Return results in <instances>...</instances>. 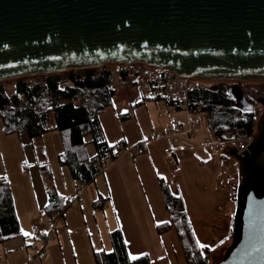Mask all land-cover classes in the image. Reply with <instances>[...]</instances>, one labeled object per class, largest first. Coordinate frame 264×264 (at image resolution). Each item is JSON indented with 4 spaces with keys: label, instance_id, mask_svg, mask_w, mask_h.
<instances>
[{
    "label": "water",
    "instance_id": "water-1",
    "mask_svg": "<svg viewBox=\"0 0 264 264\" xmlns=\"http://www.w3.org/2000/svg\"><path fill=\"white\" fill-rule=\"evenodd\" d=\"M115 64L264 84V0H0V82ZM227 92L248 104L238 85ZM250 137L228 148L240 181L231 241L213 264H264L262 106Z\"/></svg>",
    "mask_w": 264,
    "mask_h": 264
},
{
    "label": "crops",
    "instance_id": "crops-1",
    "mask_svg": "<svg viewBox=\"0 0 264 264\" xmlns=\"http://www.w3.org/2000/svg\"><path fill=\"white\" fill-rule=\"evenodd\" d=\"M112 71L118 83L113 79L115 94L112 103L99 119L106 140L113 145L123 141L129 149L127 154L113 157L112 162L107 164L104 171L82 192L79 186L83 185L75 182L68 168L58 162L60 140L58 144L52 140L57 151V169L66 187L65 198L73 195L70 191L74 187L76 191L80 190L79 197L84 198L86 211L89 203L99 197L107 200L109 213L106 211L107 215L100 224L95 217L89 220L85 210H81V215L73 212H66L65 215L63 212L66 217L62 223L59 222L56 241L54 239L55 242L53 241L46 250L43 259L33 257L28 247L35 238L32 226L42 229L49 227L48 215L45 212L48 197L42 175L37 170V207L27 215L30 225L24 223L26 230L23 232L19 221L18 233L0 243V264H85L84 255H94L100 248L103 249L101 251H111L110 232L117 229L123 235L129 256L147 253L153 260L158 259L152 264H187L175 229L171 227L161 234L156 230L158 224L170 222L158 177L165 178L170 189L182 198L195 237L200 244L207 243L211 246L225 236L228 216L231 213L227 207L233 195L222 189V183L226 185L225 182L229 181L226 174H221L222 166L218 162L206 164L205 159L196 153L185 154L181 150L183 145H173L174 142L169 143L166 139H154L152 136L156 130L171 123L170 114L173 116L172 121H178L174 120V114L180 110L170 107L166 100L148 97L141 88L144 83L141 76L127 72L123 80L121 72L125 71L124 69L119 67ZM161 103H164L165 107ZM187 117L185 125L180 122L183 134L189 123L193 125L191 114H187ZM54 131L47 132L51 138H55V135H52ZM25 135H22L24 139ZM175 141L181 143L179 138ZM91 145V152L90 145L86 146L89 156L96 153L92 142ZM136 146H139L140 154H136ZM202 146L204 147V144ZM167 147L170 148L168 154L163 151ZM168 155L173 157L175 163H170ZM223 176L226 179H222ZM97 182L102 183V189L98 187ZM72 204L74 202L70 205ZM82 204L83 202L80 205ZM39 210L43 212L42 216ZM34 215L38 218L33 224ZM79 217L81 219L77 220ZM218 224H222L219 229ZM86 228L94 229L99 236L101 245L96 249L90 233L88 238H74L76 233L85 232Z\"/></svg>",
    "mask_w": 264,
    "mask_h": 264
},
{
    "label": "trees",
    "instance_id": "trees-1",
    "mask_svg": "<svg viewBox=\"0 0 264 264\" xmlns=\"http://www.w3.org/2000/svg\"><path fill=\"white\" fill-rule=\"evenodd\" d=\"M126 74L127 71L121 72L123 80ZM113 79V71L107 65H102L44 74L32 80L29 77L16 78L12 81L10 91L5 82H0V118L4 131L25 133L30 140L50 130L58 131L62 141L59 164L68 168L75 182L83 186L91 184L104 171L105 160L111 156L114 147L106 140L99 119L112 103L115 94ZM189 97L201 103L207 128L218 141H227L231 135L244 136L254 129V110L238 103L223 85H202L191 91ZM245 98L251 101V98ZM89 142L96 149L93 156H89L86 151ZM41 170L46 180L50 181L49 169L42 166ZM158 182L170 222L158 224L157 232L161 234L171 227L175 229L187 264L215 263L212 252L216 247H202L196 239L182 198L170 189L165 178L158 177ZM46 193V214L51 216L59 210L64 212V198L52 186H47ZM18 231L19 223L10 187L2 179L0 243ZM110 242L111 251L94 253L95 264H152L147 254L135 259L129 257L120 230L110 232Z\"/></svg>",
    "mask_w": 264,
    "mask_h": 264
},
{
    "label": "rangeland",
    "instance_id": "rangeland-1",
    "mask_svg": "<svg viewBox=\"0 0 264 264\" xmlns=\"http://www.w3.org/2000/svg\"><path fill=\"white\" fill-rule=\"evenodd\" d=\"M110 68L113 69H119L118 66L115 65H109ZM41 75H34V76H25L29 77V80L35 79L37 77H40ZM36 76V77H35ZM21 78V77H20ZM16 79V78H15ZM115 81L117 82V77H114ZM13 79L2 81L6 83L8 91L11 90V84ZM118 83V82H117ZM209 83V82H208ZM215 85L220 84L223 85L226 90L232 85H238L244 96L247 98H251L252 103L254 104V117L255 122L258 114L259 108L262 106L264 109V84L253 82V81H210V84L208 85ZM260 101H263L262 103ZM163 107H165L164 103H161ZM169 106H167L168 108ZM177 113L174 114V120H178L183 125L186 124L188 117L187 113L183 111H175ZM166 115V114H165ZM170 122L173 120L172 114H170ZM167 116V115H166ZM191 121L193 123V129L195 131L194 135L188 136L185 133H181L178 135V138L181 140V143L174 141L173 145H183L181 147V150L185 154H199V156L203 159H205V163L212 165L214 162H218L222 168L223 171L221 174H226L229 178V181L225 182V184L222 183V189L226 191L227 194H232L233 197H231L232 201L229 203L227 209L230 210V214L228 216L227 226H226V234L225 236L220 239L218 242L219 244L214 243L213 247H216L215 250L212 252V259L213 261H217L222 255L225 250V248L229 245L231 241V233H232V227H233V215L235 210V198H236V191L237 187L240 181V176L238 173V163L234 157L228 154V148L231 147L229 143H225L226 141H218L213 134L208 130L207 128V119L205 117L204 112L197 111L193 112L191 114ZM256 124V123H255ZM255 129V125H254ZM254 129L250 132L253 133ZM185 130V129H184ZM47 133V132H46ZM44 133L42 136L34 138L30 140L25 133H6L4 131L3 122L0 118V181L6 180L11 191L12 199H13V205L15 209V213L18 219V223L20 221L23 232H25V225L26 223L30 222L27 219V215L33 211L37 207V200H36V193L37 188L35 185L36 177L35 173L42 175V180L44 183L45 189L47 186H52L54 190L57 192V194L60 197H63L66 201V187L63 185L61 180V173L58 168L57 164V151L54 147L53 141L59 142L61 145L62 150V141L61 137L58 131H54L52 135H55V138H51L49 133ZM248 133V134H250ZM25 135V139L24 136ZM53 140V141H52ZM184 142V143H182ZM204 144V147L202 146ZM90 152L93 151V147L91 145V142L88 143ZM212 156H210V155ZM168 160L170 163L174 160L171 155H168ZM174 162V161H173ZM175 163V162H174ZM46 166L49 169L50 172V181L46 180L45 175L42 174L41 167ZM105 168L108 166L104 164ZM67 169V168H64ZM38 170V172H37ZM67 172V171H66ZM222 179H226L225 176L222 177ZM101 181V180H99ZM224 181V180H222ZM94 185V184H93ZM97 185L100 189L103 188V185L101 182H97ZM85 186H79L81 191L83 192L86 187ZM95 187V185H94ZM96 188V187H95ZM36 191V192H35ZM73 195L76 194V190L73 189L70 191ZM82 206L79 205L77 202H74V204L70 205L66 203V208L64 211V214L67 212H73L76 214L81 215V210H85L86 203L84 198L82 197ZM107 200L99 199V197H96L94 201H91L87 207L86 214L88 216L89 220H93L94 217L97 218V220L100 222V224L103 222V218L105 219L107 212L109 213V209L107 206ZM231 205V207H230ZM40 215L42 216L43 212L39 210ZM112 212L110 213V215ZM66 215V214H65ZM65 215L61 218V223L66 217ZM38 217L36 215L32 216V223H36L35 219ZM80 220L81 217L77 218V220ZM30 225V223H29ZM58 225H56L54 229V239L56 241L55 235L58 230ZM222 226V224H220ZM219 224L217 226V229H219ZM48 227V224H47ZM93 241V246L96 249L98 245H101V242L99 243V236L95 232L94 229L86 228L85 232L76 233L74 235L75 239L80 238H88L89 235ZM79 236H78V235ZM54 241V242H55ZM210 246L207 243L201 244V246ZM103 249H98V251H101ZM97 251V252H98ZM147 254V253H144ZM142 255V254H141ZM83 256V255H82ZM85 264H95L94 255H84ZM140 255H132L129 256L130 258L137 257ZM150 259L151 255H148ZM156 260H151L152 263H155Z\"/></svg>",
    "mask_w": 264,
    "mask_h": 264
},
{
    "label": "built area",
    "instance_id": "built-area-1",
    "mask_svg": "<svg viewBox=\"0 0 264 264\" xmlns=\"http://www.w3.org/2000/svg\"><path fill=\"white\" fill-rule=\"evenodd\" d=\"M125 71L139 75L144 79V83L141 88L145 90L148 97L155 99L166 100L170 107L192 114L193 112L201 111V103L192 101L189 97V93L198 89L202 85H208L210 82L204 80L190 79L175 75L171 71L165 68H158L153 66H145L141 64L132 65H116ZM111 66L107 65V68ZM182 131V125L179 121H172L168 126L162 129L156 130L153 134L154 139H166L169 143L178 139V135ZM185 134L188 136L194 135L195 131L191 123L188 124ZM251 133L244 136H235L233 139L227 140L225 143H229L231 147L236 149H243L251 143ZM128 146L123 141H118L114 144L111 150V156L107 157L105 164L112 162L113 157L118 155H126L128 152ZM136 154H140L139 146L135 147ZM164 153L168 154L170 148L167 147ZM80 190L76 191L75 195H70L66 199L67 204L77 202L79 205L82 203L80 197ZM63 211L59 210L48 216L47 222L49 227L42 229L39 226H32L31 230L34 235V240L29 244V249L32 251L33 257L43 259L46 256V250L54 241V229L56 225L61 221Z\"/></svg>",
    "mask_w": 264,
    "mask_h": 264
},
{
    "label": "flooded vegetation",
    "instance_id": "flooded-vegetation-1",
    "mask_svg": "<svg viewBox=\"0 0 264 264\" xmlns=\"http://www.w3.org/2000/svg\"><path fill=\"white\" fill-rule=\"evenodd\" d=\"M248 107H250L252 110H254V104L251 101H248Z\"/></svg>",
    "mask_w": 264,
    "mask_h": 264
},
{
    "label": "snow or ice",
    "instance_id": "snow-or-ice-1",
    "mask_svg": "<svg viewBox=\"0 0 264 264\" xmlns=\"http://www.w3.org/2000/svg\"><path fill=\"white\" fill-rule=\"evenodd\" d=\"M25 235H27V233H25ZM202 247H203V245H202ZM133 259H135V257H133Z\"/></svg>",
    "mask_w": 264,
    "mask_h": 264
},
{
    "label": "bare ground",
    "instance_id": "bare-ground-1",
    "mask_svg": "<svg viewBox=\"0 0 264 264\" xmlns=\"http://www.w3.org/2000/svg\"><path fill=\"white\" fill-rule=\"evenodd\" d=\"M206 82H210V81H206Z\"/></svg>",
    "mask_w": 264,
    "mask_h": 264
}]
</instances>
